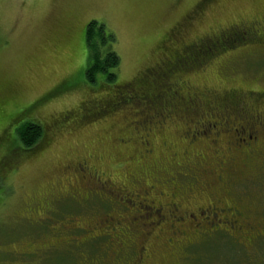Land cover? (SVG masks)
I'll list each match as a JSON object with an SVG mask.
<instances>
[{
	"label": "rangeland",
	"instance_id": "1",
	"mask_svg": "<svg viewBox=\"0 0 264 264\" xmlns=\"http://www.w3.org/2000/svg\"><path fill=\"white\" fill-rule=\"evenodd\" d=\"M196 1L0 0V264H30L33 257H19L12 250H19L23 242H38L37 239L49 242L57 238L48 224L39 225L37 219L45 218L49 223L77 218L85 225H92L118 209V204L109 201L114 193L100 186L96 187L97 194L88 198L69 196L63 173L68 161L94 155V160L100 161L96 164L106 172L119 178L127 174L125 166L117 164L111 140L115 129L109 127L113 120L106 122L88 111H80L78 119L92 120L76 126L80 128L73 133L68 132V125H61L62 131L54 135L53 143L42 146L36 154L25 149L16 134L17 127L26 120L43 126L57 121L65 113L76 115L84 101L109 95L110 92L93 93L88 89L85 79L87 23L97 20L115 35L114 50L120 57L117 80L127 83L165 57L163 51L174 46L164 41L167 30ZM239 20L264 22V0H215L202 17L180 33L178 41H192ZM251 42L247 38L244 43L240 40L235 45L229 43L234 48L228 47L216 54L212 66H198L197 60L191 71L184 73L188 74L186 77L192 76L194 85L201 89L205 86L222 91L236 87L264 93V45ZM56 88L61 91L41 99ZM38 99L40 102L23 119L12 122L16 113ZM258 102L257 109L264 118V95ZM136 108L130 106L123 115L118 113L119 119L115 115L116 125L119 122L124 126L131 119H139L138 113L132 115L140 111L138 106ZM183 112L176 118L178 123L193 125L198 116L188 110ZM119 115L124 116V122ZM66 120L71 121L72 116L66 115ZM113 125L116 127L115 123ZM186 130L179 129L174 139L180 140L184 132V138H189ZM166 134L173 136L171 131ZM253 161L249 174L233 181L237 183L238 199L248 201L253 209H260L264 207V149ZM161 164L157 171L164 178L173 176V167L166 162ZM33 207L37 208L35 213L30 212ZM63 237L68 235L63 234ZM227 239L230 244L223 242L214 252L209 251L206 264H264V237L250 249L243 248L232 237ZM103 242L102 238L100 242L80 247L75 243L46 247L40 250L39 264H80V255L82 258L87 255L89 260L106 256L110 251Z\"/></svg>",
	"mask_w": 264,
	"mask_h": 264
},
{
	"label": "flooded vegetation",
	"instance_id": "2",
	"mask_svg": "<svg viewBox=\"0 0 264 264\" xmlns=\"http://www.w3.org/2000/svg\"><path fill=\"white\" fill-rule=\"evenodd\" d=\"M213 1L197 0L172 23L169 35L174 32L176 36L165 42L174 46L163 51L165 57L160 62L127 81L122 90H116L102 100L84 101L76 115L65 113L57 121L43 124L45 134L34 145L32 154L42 150V146L51 145L54 135L62 131L61 125H68V132L73 133L80 128L76 126L92 120L78 119L80 111H88L93 117L102 115L100 112L105 110L108 101L113 105L120 102V93L141 108L132 113H138L139 119H131L124 126L119 122L116 125L114 116L119 119L118 113L123 115L130 106L98 117L106 122L113 120L109 127L115 129L111 140L117 153V164L127 169L122 178L100 168L96 164L100 161L94 160V155L77 157L63 167L69 196L88 198L97 194L96 187L100 186L114 193L109 201L118 204V209L89 224L90 227L77 218L49 223L45 218L37 219L39 225L48 224L57 238L49 242L40 239L23 242L19 250H12L15 255L31 256L34 259L30 264H39L40 250L46 247L62 243H75L80 247L103 238L110 253L92 260L87 255L83 258L80 255V264H173L175 259L180 264H206L209 251L214 252L223 242L230 244L227 237H232L245 249H250L264 237V207L253 209L248 201L239 200L237 187L233 185V178L241 179L255 156L264 149V118L257 109L260 106L258 100L264 93L236 87L222 91L205 86L198 88L192 82V76L186 77L188 74L184 73L195 64L191 57L185 61L186 67H180L179 71L175 69L168 76L174 57L188 47L197 51L206 46L220 48L233 43L230 39L234 38L235 43L236 38L242 43L248 38L251 43L264 45V22L260 20L231 22L192 41H178L180 33L202 17ZM214 56L198 66H212ZM157 80L159 88L151 92L149 87ZM158 98L162 102L160 110L151 107L153 100ZM39 102L37 100L20 111L15 122L19 121L21 113L31 111ZM186 110L198 116L193 125L184 123L187 127L176 119ZM66 115L72 116V120L64 121ZM119 116L124 122V116ZM179 129L181 132L188 129L189 138H184V132L180 140L174 139ZM167 131L173 136L167 135ZM155 137L159 140L155 141ZM162 162L173 167V176L164 178L157 171ZM229 181L230 185H227ZM36 210L33 207L30 212ZM72 232L77 235L70 236ZM112 246L114 250H110Z\"/></svg>",
	"mask_w": 264,
	"mask_h": 264
},
{
	"label": "trees",
	"instance_id": "3",
	"mask_svg": "<svg viewBox=\"0 0 264 264\" xmlns=\"http://www.w3.org/2000/svg\"><path fill=\"white\" fill-rule=\"evenodd\" d=\"M165 35H166V38L164 37V41L174 38L176 36V33L173 32L172 35H169V30H167ZM238 39L239 38H236V42L238 41ZM85 40H86V46H87V51H88V63H87L86 71H85V79L89 85L88 89L91 90V92L93 93H99L101 91H106L110 93L112 92L111 95L116 90L118 91L122 90L121 88L124 85H126V83L124 82L121 83L117 80V69L120 64V57L117 54V52L114 50L115 35L106 28L104 23H101L97 20H91L86 25ZM230 41L234 42L233 43L234 45L236 44L235 38L230 39ZM228 47L232 48L233 45L232 44L228 45L226 43L222 45L220 48H213V47L209 48L208 46H206L204 48H200V50L198 51L188 47L186 48V50L179 51L180 54L175 56L174 58L176 59L172 61V63L170 64V71H168V76H170L171 72H174L175 69L179 71L180 67H182L183 65H186L185 61H188L190 57L192 58V60H195V61L198 60V64L200 63L203 64L207 60L212 58L214 54H218L221 51H225ZM207 49H211V52H206ZM158 83L159 82L157 80L154 82L153 87L151 88L149 87L151 92L157 91V89L159 88ZM60 91L61 89L56 88L54 91L46 94L44 98H49ZM110 93L108 94L110 95ZM122 95L123 93L122 94L120 93L119 95L120 102L118 104L113 105L111 104L110 101H108L105 110L104 111L102 110L100 112V114L102 115L95 114L94 116L103 117L105 116V114H107L108 111H114L115 109L119 107H124V106L126 107H129V106L137 107L138 106L139 109H141L140 105L137 102L131 103V100L128 96H124V95L122 96ZM98 99L100 98H96V100ZM151 107H155L157 110H160L162 108L161 100L159 98L154 99ZM90 108L91 110H94V107H90ZM15 118H16V115L12 117L13 119L12 122L15 121ZM43 132H44L43 127L34 121L23 122L16 129L18 141L23 145L25 149L30 150V152L32 151L34 145L44 136ZM249 165L251 166V164ZM249 171H250V168L248 166L247 170L244 171L243 176L244 177L247 176L249 174ZM236 175L238 174L236 173ZM235 184L237 187L236 182ZM1 187H2V184L0 181V188ZM220 240H221V236L218 237V242H220ZM80 261L81 259H79V263ZM197 263L198 262H195L193 264H197ZM173 264H180V261L178 259H175Z\"/></svg>",
	"mask_w": 264,
	"mask_h": 264
}]
</instances>
